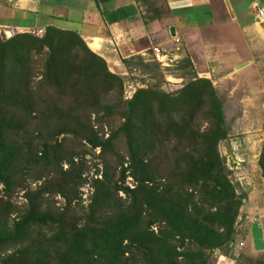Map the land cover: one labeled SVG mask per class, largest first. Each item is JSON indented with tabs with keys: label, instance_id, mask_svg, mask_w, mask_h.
Masks as SVG:
<instances>
[{
	"label": "trees",
	"instance_id": "trees-1",
	"mask_svg": "<svg viewBox=\"0 0 264 264\" xmlns=\"http://www.w3.org/2000/svg\"><path fill=\"white\" fill-rule=\"evenodd\" d=\"M141 3L148 11L153 2ZM122 83L74 30L51 24L40 35L0 36V264L233 258L247 194L218 151L230 129L224 100L195 71L173 90L138 86L128 98ZM261 128L264 180V120ZM83 154L97 159L88 180ZM26 179L41 181L23 190ZM86 182L88 201L76 210ZM20 189L18 211L11 196ZM45 194L61 196V208L44 207Z\"/></svg>",
	"mask_w": 264,
	"mask_h": 264
},
{
	"label": "crops",
	"instance_id": "crops-1",
	"mask_svg": "<svg viewBox=\"0 0 264 264\" xmlns=\"http://www.w3.org/2000/svg\"><path fill=\"white\" fill-rule=\"evenodd\" d=\"M152 2L147 11L141 0H0V27L28 31L52 24L74 30L123 80H140L131 78L135 63L140 59L148 65L150 47L168 50L166 42L174 43V37L183 41L193 66L194 59L199 61L196 75L209 78L213 85L225 77L264 75V13L257 16L252 6L264 7V0ZM14 13L20 14L18 20L11 17ZM167 54L171 64L177 53ZM216 64L226 69L208 68ZM251 229L249 237L257 231L264 244L261 229Z\"/></svg>",
	"mask_w": 264,
	"mask_h": 264
},
{
	"label": "rangeland",
	"instance_id": "rangeland-1",
	"mask_svg": "<svg viewBox=\"0 0 264 264\" xmlns=\"http://www.w3.org/2000/svg\"><path fill=\"white\" fill-rule=\"evenodd\" d=\"M3 13L5 14L6 11ZM16 14L14 13L11 17L18 20L20 14H17L18 16ZM7 20L9 18L5 21ZM17 31L23 30L0 27V36L8 37ZM166 43L168 48V50H165L166 52L175 51L177 53L175 61L167 69L156 67L153 63L143 65L136 62L135 70H130L132 72L131 78H140V80H123L122 89L125 98H128L134 88L138 86L156 85L164 90H173L179 87L192 71L197 70L196 67L198 69L201 68L197 59H194L195 66H193L181 38L176 43H171L170 41ZM187 61L190 63V67ZM210 67L220 71L226 69L225 66L219 64L210 65L208 68ZM224 73L221 72V75ZM141 75H144L143 78ZM214 86L219 96L224 100L225 115L230 128L227 137L218 143V151L224 157L226 166L230 170L231 180L237 183L238 187L244 190L247 195L250 193V200L247 201V198L244 200L236 218V235L230 251L234 259L227 254L222 255L219 252H215L212 255L211 264H246L254 259L264 257V244L258 232L253 231L251 238L249 237L251 228L258 227L263 232L262 239L264 240V221L260 220L264 218V180L261 178L256 164L263 137L261 125L264 120V75H261V78L256 75L239 76L238 79L236 77H225L220 81H215ZM102 128V131L107 132L106 127ZM116 146L117 148H122L121 142H117ZM95 153L96 151L93 154ZM93 154H89V156L83 154V158L86 159V167L83 174L87 180L94 171L91 163L97 160ZM40 181L26 179L22 188L23 190L32 189ZM88 182L78 188L81 194L80 202L75 208L76 210L82 211L85 208L91 192V187L87 185L89 184ZM126 183L131 185L128 178ZM23 190L14 191L11 196V201L15 204L18 211L22 209L25 203L22 196ZM118 195H121V193H118ZM45 196L43 200L44 207L60 209L63 205L61 196L57 194H45Z\"/></svg>",
	"mask_w": 264,
	"mask_h": 264
},
{
	"label": "built area",
	"instance_id": "built-area-1",
	"mask_svg": "<svg viewBox=\"0 0 264 264\" xmlns=\"http://www.w3.org/2000/svg\"><path fill=\"white\" fill-rule=\"evenodd\" d=\"M253 8L256 10L257 16H261L264 13V7L258 6L256 3H253ZM34 35H40L43 31L42 28L30 29L28 30ZM173 42H178V38L174 37ZM149 61L157 62L161 67H168L172 58L168 56L167 52L159 48L158 46L150 47V56L148 57Z\"/></svg>",
	"mask_w": 264,
	"mask_h": 264
},
{
	"label": "water",
	"instance_id": "water-1",
	"mask_svg": "<svg viewBox=\"0 0 264 264\" xmlns=\"http://www.w3.org/2000/svg\"><path fill=\"white\" fill-rule=\"evenodd\" d=\"M171 33H172V29H170Z\"/></svg>",
	"mask_w": 264,
	"mask_h": 264
}]
</instances>
